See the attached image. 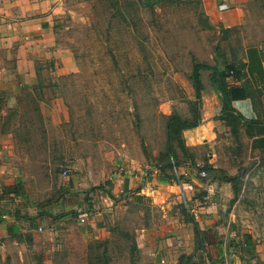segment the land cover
<instances>
[{
	"label": "rangeland",
	"instance_id": "rangeland-1",
	"mask_svg": "<svg viewBox=\"0 0 264 264\" xmlns=\"http://www.w3.org/2000/svg\"><path fill=\"white\" fill-rule=\"evenodd\" d=\"M58 16L56 43L70 53L74 71L58 77L55 71L43 73L45 81L57 82L46 97L58 99L59 105L36 101L37 93L35 98L26 95L22 121L33 126L29 137L20 138L27 137L25 147H30L24 167L32 181L25 187L33 188L31 194L39 201L58 198L66 204H57L55 217L40 226L24 261L15 264H161V259L163 264H178V257L187 255L184 250L179 249L176 259L165 260L164 254L154 257L143 246L160 221L158 211L146 214L107 182L118 167L130 166L138 156L148 161L154 150L164 147L168 116L192 112L189 74L194 61L203 62L204 24L197 0H64ZM184 31L198 43L196 48L188 45L192 50L187 48V54L184 39L178 40ZM207 40H215L213 32L207 33ZM204 51L206 55L209 48ZM183 80L192 89L180 83ZM174 98L177 110L161 114L159 106ZM57 105L63 118L53 120L49 116ZM256 108L264 124L262 94ZM42 112L49 117L45 128L38 123ZM228 129L212 149L202 151L203 157L214 155L216 170L237 176L234 191L230 183L215 179L220 190L214 187L212 194L218 196L226 221L214 234L221 232L234 242L251 234L263 241L264 147H254L243 127L236 137ZM210 178L206 174L205 184L212 183ZM78 208L87 213L84 222L72 212ZM149 227L144 239L137 236ZM205 251L212 260L214 250ZM203 253L193 247L189 255L200 264ZM204 258L203 264H211Z\"/></svg>",
	"mask_w": 264,
	"mask_h": 264
},
{
	"label": "crops",
	"instance_id": "crops-1",
	"mask_svg": "<svg viewBox=\"0 0 264 264\" xmlns=\"http://www.w3.org/2000/svg\"><path fill=\"white\" fill-rule=\"evenodd\" d=\"M63 2L64 0H0L1 264L24 261L25 252L35 243L31 238L34 240L40 226L55 217L57 204L62 201L58 198L39 201L36 194H31L33 188L25 187L24 183L31 184L32 181V177L26 175L28 173L24 167L29 159L27 154L30 147H25V142H29L27 137L20 138V135L29 137L32 133L29 127L33 125L24 126L22 121L24 113L21 104H24L26 95L35 98L37 93L40 100L36 101H55L59 105L58 99L46 97V91L51 90L50 86L56 87L54 85L57 82L45 81L43 73L55 71L58 77L74 71L70 53L60 49L61 46L56 43L55 25L58 15L63 11ZM197 3L204 24L203 62L198 63L211 67L240 65V79H227L226 82L242 86L253 96L234 101L232 107L246 120L257 119L252 98L257 102L258 95L264 96V0H230L225 11L218 9L219 0H197ZM209 31L215 35L212 43L207 40ZM179 37L184 39L183 50L186 54L191 49L188 45L194 43L195 48L198 47L197 40L191 41L192 36L186 31L178 36V40L181 39ZM205 47L209 48L206 55ZM204 73L203 89L200 91V119L196 127L181 132L187 157L184 158L175 143L173 151L177 162H172L170 158L171 167L160 169L164 163L159 161V157L167 152L165 129L162 140L164 147L162 145L159 150H154L148 161L138 156L129 161L130 166L118 167L109 176L110 182L107 183L113 186V192L133 201L136 206L145 209L146 214L152 209L158 211L160 221L153 227L149 243L147 239L143 241L146 252L154 257L164 254L162 258L165 260L176 259L179 249L187 254L182 256L188 257L193 247L200 253L212 248V260L205 251L198 257L200 264H203V255L211 264H264V239L261 241L247 234L239 242H234L233 239L225 240L221 232L217 236L214 234L218 228H223L225 212L222 213L217 204L218 196L212 194L214 187L220 190L216 180L205 184L200 177V172H204L205 160L212 165L214 156L210 153L203 157L202 151L206 148L210 150L219 143L221 133L229 131V127L218 119L221 107L214 91L215 84L209 72ZM180 83L185 86L189 84L192 89L189 81L183 80ZM191 93L188 99L193 102L194 89ZM58 105L56 113L52 111L49 116L53 120L63 118V110ZM177 105V99L168 100L159 106L160 112L168 116L173 109L177 110ZM177 115L183 120L192 117L191 111L185 115ZM49 117H45L42 112L39 115V126L45 128ZM13 136L17 138L13 139ZM142 197L147 198L150 205L137 203ZM74 211L72 212L79 219L83 216L87 218V213L81 212L79 208L76 213ZM90 217L91 215L88 216L89 219ZM100 227L99 225L98 228ZM150 229L151 227L143 228L137 236L144 239L145 233L149 234ZM210 235L214 236L212 240ZM191 261L195 262V259L192 257ZM161 262L164 260L161 259Z\"/></svg>",
	"mask_w": 264,
	"mask_h": 264
},
{
	"label": "trees",
	"instance_id": "trees-1",
	"mask_svg": "<svg viewBox=\"0 0 264 264\" xmlns=\"http://www.w3.org/2000/svg\"><path fill=\"white\" fill-rule=\"evenodd\" d=\"M241 67L240 65H230L224 64L222 67L218 66H208L206 64L198 63L194 61L192 65V73L189 76L192 81V85L194 88V104L192 108V117L191 119H181L176 113L168 116L166 119V140H167V152L162 154L159 158V161L164 163V166L160 169H164L166 167L170 168L172 162H177V158L173 151V145L176 143L177 147L180 149L184 158L187 156V151L185 150L182 141H181V132L186 129H191L197 126V123L200 119V91L203 89L202 81H201V71H208L211 80L215 84L214 91L217 95L219 104H220V114L218 119L223 121L228 127H230V131L232 136L236 137L238 134V129L243 127L245 129V133L253 139V146L257 148L264 147V124L258 119L255 120H246L241 115L237 114L232 107V103L238 100H244L247 98H251L253 95L249 93L242 86H234L229 85L226 80L230 77L231 73L233 74V78L235 80H239ZM253 99V105L255 110L256 108V100ZM195 107V108H194ZM172 158V162L170 161ZM204 172L211 176V182L215 181V179H220L223 182H227L231 184V187L234 191L236 187L237 176L228 177L226 173L221 170H216L205 160L203 165ZM19 193V192H15ZM142 203L143 205H150L149 200L147 198H139L137 203ZM73 215V213H70ZM198 234V233H197ZM192 256H181L179 258L178 264H197L196 262H192ZM202 264V263H201Z\"/></svg>",
	"mask_w": 264,
	"mask_h": 264
},
{
	"label": "built area",
	"instance_id": "built-area-1",
	"mask_svg": "<svg viewBox=\"0 0 264 264\" xmlns=\"http://www.w3.org/2000/svg\"><path fill=\"white\" fill-rule=\"evenodd\" d=\"M228 1H230V0H219L218 9H219L220 11H225L226 8H227L226 5H227V2H228ZM228 79H231V80L234 79L232 73H231V75H230V77H229ZM120 171H123V170L121 169ZM130 174L133 175V172H132L131 170H130ZM66 175H67V172L64 171V172H63V176H66ZM200 177H202V178L206 177V173L203 172V171H201V172H200ZM84 218H86V216H83V217L81 218V222H84ZM38 231L40 232V231H41V228H39ZM161 263H163V262H161Z\"/></svg>",
	"mask_w": 264,
	"mask_h": 264
}]
</instances>
